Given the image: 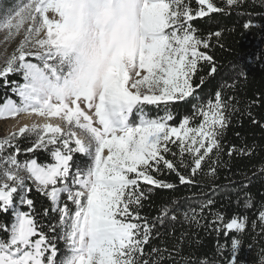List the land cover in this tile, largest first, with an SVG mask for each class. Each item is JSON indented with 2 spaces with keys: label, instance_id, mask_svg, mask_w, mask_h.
Listing matches in <instances>:
<instances>
[{
  "label": "snow or ice",
  "instance_id": "1",
  "mask_svg": "<svg viewBox=\"0 0 264 264\" xmlns=\"http://www.w3.org/2000/svg\"><path fill=\"white\" fill-rule=\"evenodd\" d=\"M242 2L226 0L228 6ZM190 3L18 0L0 14L4 43L19 38L0 64V79L14 85L20 100L0 105V119L25 114L44 121L0 138V213L12 217L10 224L0 223V264H163L166 258L176 264L178 250L147 246L160 238L158 224L177 221L181 205H163L150 220L141 215L143 201L154 188L176 187L159 178L165 172L174 173L180 185L195 186L205 165L207 175L215 177L225 150L224 132L239 110L235 97L225 98L223 91L233 85L224 83L211 97L198 92L205 83L203 78L194 82L201 62L210 66L209 76L217 71L207 50L212 37L222 33L201 37L191 22L223 9L211 0H197L195 10ZM17 73L22 84L8 79ZM189 99L192 112L171 123V104ZM150 107L158 110L155 116ZM253 123L264 128V122L253 118ZM21 139L30 146L22 147ZM254 150L231 145L226 154L250 157ZM38 151L48 153L51 162L27 156ZM77 155L87 163L78 164ZM258 172L264 174V167ZM247 186H239L243 196L237 200L250 209ZM33 187L50 202L42 213L29 198ZM214 203L211 197L200 201L198 209L189 206L183 217L199 224L198 217ZM260 207L264 233V204ZM53 213L57 222L44 225L42 217ZM225 220L216 213L210 222L225 237L248 226L247 215ZM251 227L256 229L255 220ZM230 245L227 264H237L241 241L232 238Z\"/></svg>",
  "mask_w": 264,
  "mask_h": 264
},
{
  "label": "trees",
  "instance_id": "2",
  "mask_svg": "<svg viewBox=\"0 0 264 264\" xmlns=\"http://www.w3.org/2000/svg\"><path fill=\"white\" fill-rule=\"evenodd\" d=\"M18 0H0V14L6 8L14 6ZM216 7L222 11L210 13L203 18H196L191 23L196 28L197 34L207 37L209 33L220 31L219 38L215 36L211 39V47L207 50L214 58L217 71L209 76V65L201 62L200 70L194 77V82L199 84L200 78L205 83L198 90L201 97H211L214 92L224 83L233 85L224 88L225 98L235 97L234 103L238 102V111L231 115V122L226 128L223 137L225 145L224 154L220 157L221 163L215 177L207 175V165L199 173L195 180L197 184L180 185L174 173L165 172L160 179L166 180L176 185L174 189H152L148 193V198L143 201L141 215L150 220L159 214L163 205H170L176 201L181 205V211L177 213V221H166L161 227L157 225L160 238H153L147 246L167 247L169 251L178 250L179 255L174 257L176 264H201L207 260L210 264H227L231 255L230 241L237 238L241 241L238 253L237 264H260L264 257V233L260 231L258 212L261 204H264V174H260L258 169L264 167V128L260 124L253 123V118L264 122V0H243L239 6H228L226 0H211ZM190 6L195 10L199 8L197 0H191ZM245 23H250L249 28H245ZM9 81L22 84V75L11 74ZM12 83L5 84L0 79V105L8 99L15 102L19 97L12 91ZM253 101H258L253 104ZM193 101H177L171 104V110L175 115L171 123L178 124L184 115L192 112ZM150 115L155 116L157 109L150 107ZM249 111L251 116L248 115ZM162 114V113H160ZM22 147L30 146L28 141L20 140ZM231 145L254 147L252 156L235 155L231 158L227 156V148ZM29 158H35L40 163L51 162L48 153L38 151L35 154H27ZM172 159L171 156L168 157ZM19 159H25L22 154ZM78 164L87 163V158L82 155L75 157ZM188 173L185 172V175ZM241 184H247L244 192L250 194L253 207L244 208L238 202L237 196H243L238 192ZM147 192L148 186L142 185ZM215 190V191H214ZM213 198L215 203L210 210L206 209L203 217L199 219V224L183 217V211L189 206L199 207V202L207 198ZM29 198L34 200L35 210L42 213L45 207L49 206V201L33 187ZM26 211V206H22ZM216 213L225 215L227 222L232 216H248V226L244 232L231 233L225 237L223 233H217L215 225L210 226V222ZM11 214L0 213V223L11 222ZM43 224H55L56 214L50 217H42ZM257 222L255 230L252 229V221ZM47 231V228H45ZM0 238L3 234L0 233ZM58 246L63 249V241L58 242ZM223 249V251H221ZM167 256V253H165ZM163 264H173L172 259H165Z\"/></svg>",
  "mask_w": 264,
  "mask_h": 264
},
{
  "label": "rangeland",
  "instance_id": "3",
  "mask_svg": "<svg viewBox=\"0 0 264 264\" xmlns=\"http://www.w3.org/2000/svg\"><path fill=\"white\" fill-rule=\"evenodd\" d=\"M19 44V38H17L14 41L8 42L7 44L4 43V33L0 31V64L3 63L6 56H10L12 52L15 50V48ZM36 62V61H33ZM20 100H18L16 103L19 104ZM14 119V118H6V119H0V138L6 137L9 133L8 131V124L7 121ZM135 119V117H133ZM86 158V157H85ZM84 160L82 166L84 165ZM21 210H24L23 208Z\"/></svg>",
  "mask_w": 264,
  "mask_h": 264
},
{
  "label": "bare ground",
  "instance_id": "4",
  "mask_svg": "<svg viewBox=\"0 0 264 264\" xmlns=\"http://www.w3.org/2000/svg\"><path fill=\"white\" fill-rule=\"evenodd\" d=\"M33 122L43 123L44 121L40 117L21 114L20 116L7 121L8 131L9 133H12L13 131L18 130L19 127L25 124L31 125ZM52 122H56V121L53 120Z\"/></svg>",
  "mask_w": 264,
  "mask_h": 264
}]
</instances>
